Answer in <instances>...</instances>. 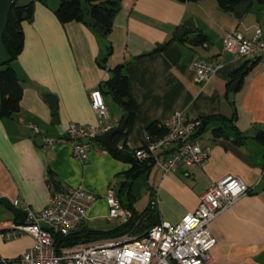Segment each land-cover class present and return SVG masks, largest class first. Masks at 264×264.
I'll use <instances>...</instances> for the list:
<instances>
[{"label": "crops", "instance_id": "0c3cea01", "mask_svg": "<svg viewBox=\"0 0 264 264\" xmlns=\"http://www.w3.org/2000/svg\"><path fill=\"white\" fill-rule=\"evenodd\" d=\"M31 3L34 15L23 24L24 49L13 63L24 90L20 111L11 118H0V198L6 200L0 201V264H17L34 244L29 236H2L9 235L11 226L17 224L7 203L14 207L18 201L20 206L14 208L23 211L21 207L28 205L40 213L52 198L53 181L60 188H82L99 198L88 211L85 229L109 231L121 224L108 219L105 196L109 190L118 194L132 166L97 149L83 163L74 158L68 144H45L72 125L98 124L89 93L105 87L112 70L120 65H126L124 73L138 106L125 153L133 155L143 145L148 126L154 122L165 125L176 112L191 121L210 116L226 121H213L212 129L208 124L197 137L202 146L211 149L202 167L188 172L181 168L165 178L154 167L132 183L130 195L121 197L123 202L132 204L141 215L156 197L155 222L178 224L197 210L212 184L227 176L239 177L250 193L211 223L217 245L209 264H264V146L254 139L264 131L263 68L258 67L259 62L248 63L224 49L230 33L250 37L257 29L264 32V18H247L255 0L244 16L221 11L217 0H122L108 38L101 36L89 16L88 24H61L55 14L58 1L16 0L17 6ZM258 8L263 15L264 7ZM189 19L196 29L177 40L174 33ZM197 32L206 34L209 43L192 45ZM109 48L111 56L104 62ZM195 60H217L221 68L208 83L199 84L192 68ZM245 66L248 73L235 93L234 110L228 97L231 76ZM47 97L57 100L60 130L51 125ZM104 97L116 104V108L107 105L108 123L116 127L125 113L110 94L104 93ZM217 128L225 132L215 138ZM40 133L44 139L41 147L36 144ZM239 137L244 139L236 143ZM175 148L171 145L167 151Z\"/></svg>", "mask_w": 264, "mask_h": 264}, {"label": "built area", "instance_id": "2783aa9c", "mask_svg": "<svg viewBox=\"0 0 264 264\" xmlns=\"http://www.w3.org/2000/svg\"><path fill=\"white\" fill-rule=\"evenodd\" d=\"M224 49L236 58L261 63L264 76L262 29H257L250 37L239 33L228 34ZM192 68L195 81L206 84L221 65L217 60H195ZM89 99L98 121L96 126L72 125L60 137L45 140L48 147L68 144L74 158L83 163L89 160V153L93 149L107 151L97 140L115 128L108 123L109 111L103 93L94 89L90 91ZM165 126L167 133L162 137L152 138L147 134L143 145L133 151L136 160H153L163 178L181 168L188 172L202 167L211 149L202 146L198 138L194 137L200 122L188 120L181 112H176L166 121ZM33 128L38 131V128ZM85 140L89 142L85 143ZM171 145L176 148L167 151ZM124 148L123 143L116 146L120 151ZM249 192L250 188L241 178L227 176L212 184L201 196L197 210L185 215L178 224L159 222L149 227L140 237L134 238L127 234L118 239L58 249L55 237H68L82 230L88 211L99 199L82 188H59L40 213H35L28 205L22 206L26 215L25 222L22 225L13 224L12 232L2 236L6 239L20 236L33 239V247L17 260V264H209L212 261V250L217 245L210 229L211 223ZM105 199L110 221L127 223L132 218L133 212L124 206L113 190L107 192ZM158 204L155 197L150 208L156 210ZM13 205L18 208L20 203L15 201Z\"/></svg>", "mask_w": 264, "mask_h": 264}, {"label": "trees", "instance_id": "16d2710c", "mask_svg": "<svg viewBox=\"0 0 264 264\" xmlns=\"http://www.w3.org/2000/svg\"><path fill=\"white\" fill-rule=\"evenodd\" d=\"M39 2L46 4L50 0H38ZM59 2V6L55 11L57 19L63 25L77 22L88 24L87 16H89L91 24L96 27L98 32L103 38H108V36L113 31L114 19L120 9V4L122 0H56ZM87 2V7L84 8V2ZM180 2H193L197 3L200 0H178ZM254 0H217L218 8L226 13H235L236 7L244 3H252ZM258 5L264 7V0H255ZM34 15V4L31 3L26 6H17L16 0L10 10L8 24L3 36V42L8 54L11 57V62L0 66V118L6 119L11 118L14 114L20 111V104L23 97V86L22 81L19 79L13 63L18 59L24 49V30L23 24L32 20ZM194 46H204L209 43V37L202 33L197 32L194 38L190 41ZM111 56V48H109V54L105 58L104 62L108 60ZM248 63H250L248 61ZM258 63V62H257ZM102 67H104L102 65ZM126 65H120L112 70V78L105 84V87L101 85L98 89L103 93L110 94L114 101L123 109L124 113L128 116V121L122 132L118 133L114 137L115 147L119 143H123L126 146V141L131 133L133 123L138 115V106L134 99L132 98L130 92V84L128 76L124 73ZM246 66L239 70L238 72L232 74L230 87L237 81L240 85L243 83L245 76L248 71L245 70ZM105 89V90H104ZM229 95V93H228ZM233 106L235 105L232 102ZM216 120H222L224 123L226 121L221 116H210L199 120L200 126L195 134V138L199 137L203 131L206 129L207 125ZM233 130L236 128L233 126ZM147 134L152 138H159L167 133V128L165 125L154 122L146 129ZM224 128H217L213 130V135L215 138L224 135ZM244 138L239 137L236 143L241 142ZM254 139L261 145L264 146V131L258 132ZM107 151L118 161L128 163L132 167L125 174L126 181L122 184L120 191L118 192V197L122 200V195H130L132 183L140 177L142 174L147 173L149 170L155 167L153 160H148L144 162H139L136 160L134 155L125 153V148L123 151L117 150L112 151L107 148ZM53 186L55 190H58L60 186L53 181ZM250 193V192H249ZM124 206L133 212L132 218L127 223H121L115 229L109 231H98L85 229L78 231L77 233L64 237H55V246L58 249L71 247L74 245L82 243H95L101 241H108L126 234H139L144 233L149 227L154 224L149 221H156L157 214L155 210L150 207L141 215L137 214L132 209V204L124 203ZM159 222H155L157 224Z\"/></svg>", "mask_w": 264, "mask_h": 264}, {"label": "water", "instance_id": "95a60500", "mask_svg": "<svg viewBox=\"0 0 264 264\" xmlns=\"http://www.w3.org/2000/svg\"><path fill=\"white\" fill-rule=\"evenodd\" d=\"M14 1L15 0H0V66L8 64L12 60L5 48V45L3 42V36H4L5 30L8 24L9 13L14 4ZM250 6H251L250 2L241 4L238 7H236L235 13L239 16H244L246 12L249 10ZM195 29L196 27L194 24V20L189 19L183 23L182 28L178 29L174 33V37L177 40L181 41L184 35L188 31H194ZM239 87H240L239 81L235 82L233 86L231 87L229 95H228L230 101L232 102L234 101L235 93L237 92ZM46 100L52 110L53 118L51 121V125L54 127H57L60 130L61 127H60L58 111H57V108H58L57 100L54 97H47ZM233 109L235 110L234 106H233ZM235 120H236V114H235ZM127 121H128V116L125 113L120 124L117 127L110 130L109 132L102 135L101 137H99L97 141L101 143L102 145H104L109 150L116 151V147L114 145V137L118 133L123 131V129L126 126ZM84 142L88 143L89 141L85 140ZM36 144L40 147L44 145V139L41 133L36 136ZM54 192H55V189H53V193ZM0 201H6V200L0 199ZM6 206L11 212H13L14 217L17 219V223L22 225L26 220V215L24 211L14 208L11 204H8V203Z\"/></svg>", "mask_w": 264, "mask_h": 264}, {"label": "rangeland", "instance_id": "374dc122", "mask_svg": "<svg viewBox=\"0 0 264 264\" xmlns=\"http://www.w3.org/2000/svg\"><path fill=\"white\" fill-rule=\"evenodd\" d=\"M56 1V0H55ZM83 6H84V8L85 7H87V2L85 1L84 2V4H83ZM259 5L257 4V2L255 1V3H254V6H253V8H252V10L248 13V15H247V18H264V13H263V15H262V12H260L259 11ZM261 65V66H260ZM258 67L259 68H263V65L262 64H260ZM106 101V104L107 105H109L111 108H116V104L115 103H113V101H112V99L111 98H109V99H107V100H105ZM213 124H210V126H209V129L211 130L212 129V126ZM211 127V128H210ZM210 130L208 131V132H210ZM208 132H206V134L205 135H209V133ZM149 222H151V223H148V224H154L155 222L154 221H149ZM127 235V234H126ZM123 236H125V235H123ZM123 236H120V237H118V238H121V237H123ZM131 236L132 237H138V234H134V233H131ZM118 238H116V239H118Z\"/></svg>", "mask_w": 264, "mask_h": 264}, {"label": "snow or ice", "instance_id": "6c2138e0", "mask_svg": "<svg viewBox=\"0 0 264 264\" xmlns=\"http://www.w3.org/2000/svg\"><path fill=\"white\" fill-rule=\"evenodd\" d=\"M129 255H131V253H129Z\"/></svg>", "mask_w": 264, "mask_h": 264}]
</instances>
